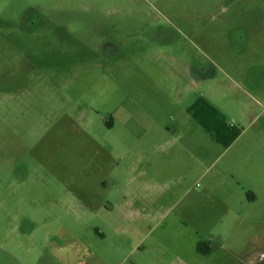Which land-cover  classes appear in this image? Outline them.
<instances>
[{
	"label": "rangeland",
	"instance_id": "1",
	"mask_svg": "<svg viewBox=\"0 0 264 264\" xmlns=\"http://www.w3.org/2000/svg\"><path fill=\"white\" fill-rule=\"evenodd\" d=\"M239 1L0 0V264L113 226L264 264V0Z\"/></svg>",
	"mask_w": 264,
	"mask_h": 264
},
{
	"label": "crops",
	"instance_id": "2",
	"mask_svg": "<svg viewBox=\"0 0 264 264\" xmlns=\"http://www.w3.org/2000/svg\"><path fill=\"white\" fill-rule=\"evenodd\" d=\"M237 4L248 5L249 2L235 0ZM262 65H264V59H262ZM191 87H197L200 85L198 81H192ZM207 109H211L215 115L206 116ZM186 113L192 119H195L196 123H202L205 127L206 120H216L217 122H223L222 129L217 130L222 137L226 138L232 131L228 129L226 121L223 120V114L219 109L207 104L203 98H198L186 107ZM217 115V116H216ZM228 130V131H226ZM228 132V133H225ZM258 198L255 195L249 194L248 202L253 203ZM123 228L120 226H113L111 228V240H107V236H103V242L101 245H85L82 243H73L71 245H56L53 242V248L49 254L58 260V264H190V259L194 261H200V263L209 264L214 258L225 259V263L237 264L241 262L243 264H253L254 258L252 250H244V243L238 244L236 241H231V238L222 241L223 246L221 252H218L215 248L203 250L202 248L190 247L189 243L185 245L181 243L178 247H166L168 257L157 258L153 261V244L145 245L143 240L130 241L125 240L121 235ZM51 243V242H50ZM264 245V244H261ZM193 253V255H192ZM192 256V257H191ZM218 257V258H217Z\"/></svg>",
	"mask_w": 264,
	"mask_h": 264
}]
</instances>
